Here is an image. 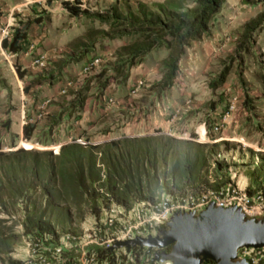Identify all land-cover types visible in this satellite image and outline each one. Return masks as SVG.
Listing matches in <instances>:
<instances>
[{
  "label": "trees",
  "instance_id": "16d2710c",
  "mask_svg": "<svg viewBox=\"0 0 264 264\" xmlns=\"http://www.w3.org/2000/svg\"><path fill=\"white\" fill-rule=\"evenodd\" d=\"M240 1L258 11L240 25L237 54L248 53L254 44L255 33L264 28V0ZM225 2L166 0L157 4L137 3L134 8L128 7L124 11L115 4L95 12L81 7L80 0L62 1L61 5L70 16L84 17L92 25L97 23L98 29H89L91 36L125 41L115 52V59L108 69L110 75L97 85L99 93L108 88L111 80L125 83L130 70L151 52L165 50L167 57L160 62L162 78L153 86L162 92L174 84L186 51L209 35ZM28 25L21 22L13 29L9 40H1V48L12 53L21 51L22 44L28 42ZM94 46L90 43L76 55L74 52L77 51H72L47 77H29L23 93L28 94L32 85L38 82L53 86L61 80L69 64L81 62L95 49ZM14 69L19 79L27 74L19 64H15ZM227 74L228 68H225L214 84L222 86ZM97 79L100 80L99 76ZM0 87L10 99L11 89L1 78ZM85 101L83 89H80L73 94L70 111H82ZM246 103L247 99H244V106ZM8 126L9 119L3 124L4 129ZM35 128V124L23 125V138L30 140ZM219 146L218 143L201 144L147 136L95 145L72 141L55 150L19 148L12 152L0 151V264H19L11 255L22 237L30 240L51 234L57 240L62 234L79 233L86 217L98 219L110 199L129 208L135 201H154L162 192H198L228 185L229 164L223 159L212 161ZM247 154L251 169L247 173L246 192L250 196L260 194L264 203V149H248ZM18 211L21 213L20 233L13 230L14 225H8Z\"/></svg>",
  "mask_w": 264,
  "mask_h": 264
},
{
  "label": "rangeland",
  "instance_id": "374dc122",
  "mask_svg": "<svg viewBox=\"0 0 264 264\" xmlns=\"http://www.w3.org/2000/svg\"><path fill=\"white\" fill-rule=\"evenodd\" d=\"M62 1L73 2L74 0H0V41L3 39V31L7 30L11 33L21 22H27L29 23L26 29L27 35L29 34L28 41L37 52L45 54L47 57V66L45 70L40 71L30 67V56L26 58L24 57L26 55L21 52L20 55L10 57L7 55L10 51L2 48V51L0 50V78L4 79L11 89V96L8 99L6 91L0 87V137L3 141V148L8 147V142L12 140V137L17 139L16 142L20 139L24 140L20 130L23 127V125L20 126L23 121L22 116H24V120L31 119L30 124L36 126L35 133L31 140H28V143L38 144L42 147L52 143L54 145L69 143L75 139L91 143L111 139L115 137L114 133L118 128L125 127L123 124L128 119L137 122V125L133 128V132L128 131L127 133H135L141 137L165 136L185 140L184 138L189 135V130L186 128L183 117L188 113V110L181 108L185 102L190 106L195 99L193 103L198 109L194 110L193 113L203 112L207 115L203 117L207 138L210 140L220 139L217 142L220 146L215 149L212 161L223 159L238 175L241 168L248 163L247 150L264 149V112L257 110V107L260 108L259 105L262 106L264 102V28L255 33L254 44L248 53L237 54L236 52L237 30H239L242 20L248 19L250 15L258 11V8L254 9L247 6L238 8L236 4L239 0H226L225 5L229 9L225 10V13L230 14V16L237 14V18L233 28L228 31L225 37H222V41H218L217 39L220 40V38L217 37L216 46L213 44L214 51L219 52L216 56L217 59L214 62L198 65L197 69H189L192 68V65L188 67L186 63L184 64L185 67L182 71H185L181 72L180 75L178 73L177 80L174 82L175 84L178 81L179 99L183 98L181 102L183 104L181 105L179 102L178 106L175 107L180 111L179 118H175L174 122L171 123L176 126V132L154 135L153 132L156 130L151 126L147 127L146 122L157 114L158 108L162 107L161 100L163 99L167 105L166 99L172 94V91L167 89L158 92V87H153L157 83L155 79L158 72H161V65L155 66L152 59L147 64L145 63L146 67L142 68L146 72L143 75L146 78L144 80L145 86H142L143 88L136 96L129 95L127 81L120 84L118 81L111 80L106 91L99 93L96 87L110 75L108 69L115 59V52L125 41H108L100 39L99 35L91 36L89 29H98L97 23L92 25L91 21L84 17L70 16L62 7ZM117 1L116 5L121 11L128 7L134 8L137 3H141L137 0ZM81 5L91 12L101 10L86 1ZM226 37L229 38L228 42L225 41ZM90 43L95 44V49L89 52L80 64H69L62 73L61 80L53 86H49L47 82H38L32 85L28 94H24L23 87L27 85L28 79L21 82L13 79L10 66L25 65L29 77H47L51 71H54V66L62 59H66L72 51H77L74 52V55L79 54L85 46L89 47ZM92 57H101L103 62L98 68L83 76L81 72L83 65ZM225 68H228V74L224 84L222 86L215 85L214 83ZM132 73L135 74V70ZM136 73L139 74L138 71ZM98 76L100 80L97 79ZM68 83L72 84L69 86ZM80 89H83V95L86 98L85 106L80 112L70 111L69 103L73 94ZM62 91L65 92L62 93ZM152 96L157 102L153 103ZM229 96L237 97L239 104V108L233 113L232 122L235 123V127L232 129L229 126L230 122H228L229 124L224 126L220 135L213 136L209 133V127L215 122L212 113L218 106L222 109ZM108 98L117 101V103L108 104ZM47 99L50 102L46 109V115L38 117V105ZM244 99H247L246 106L243 104ZM138 106L143 107V111L139 110ZM244 109L246 112L250 111V115L245 116L243 114ZM6 114L12 116V121L4 117ZM75 117L79 119L76 120ZM251 117L254 122H252ZM7 119H9V126L4 129L3 124ZM139 120H142V126L139 124ZM193 124L195 125V123ZM141 128L144 130L141 131ZM184 132H186L185 135ZM102 134H107V136L100 138ZM196 134L193 135L196 137ZM4 136H8V140L7 138L3 140ZM225 143L229 145L225 147ZM32 149L48 150L37 148V146ZM11 219L13 222L8 225H14L13 230L20 233L21 213L18 211V214L12 216ZM92 220V216H87L84 222ZM81 228L82 225L78 232L81 231ZM20 248L21 246L18 244L15 248L16 252ZM13 257L11 255L12 259H14Z\"/></svg>",
  "mask_w": 264,
  "mask_h": 264
},
{
  "label": "built area",
  "instance_id": "2783aa9c",
  "mask_svg": "<svg viewBox=\"0 0 264 264\" xmlns=\"http://www.w3.org/2000/svg\"><path fill=\"white\" fill-rule=\"evenodd\" d=\"M11 33L7 30L3 31V39L7 38L9 40ZM22 47V50L18 53L9 52L7 54L4 52L10 57L22 52L24 55L31 57L30 67L32 69L45 70L47 66L46 55L37 52L29 41L26 44L23 43ZM0 50L2 51L1 46ZM4 52L2 54H5ZM102 62L101 57H92L84 63L81 71L82 75L85 76L95 70ZM71 84L68 83L69 86ZM142 85V82L134 84L131 94H135ZM64 92L62 91V93ZM49 102L50 100L47 99L38 105V117L46 115ZM107 103L112 105L114 101L108 98ZM188 107L189 104L185 102L181 109L188 110ZM238 108L237 97L229 96L221 112L215 117V122L209 127V133L213 136L220 135L226 121ZM179 114V109L174 108L171 111L170 120L174 122L175 118H179ZM22 119L23 125L31 122L29 118L24 120V117H22ZM184 139L208 144L217 143L220 140L208 139L204 125L198 131L196 137L189 133L188 137ZM110 141L116 140L107 139L94 143L82 141L81 139L74 140V142L81 145H95ZM1 142L3 143L0 137V144H2ZM23 142L27 144L28 140L20 139L18 142L15 141L13 144H9L6 148L0 146V151L12 152L19 148L32 149L34 146L40 149L55 150L62 145L52 143L49 146L42 147L38 144L28 143L25 146ZM228 172L230 182L219 189L207 188L198 192L185 193L162 192L154 201H135L129 208L110 199L108 206L102 209L100 217L98 219L93 217L92 221L83 222L81 231L77 234H62L57 240L51 234L32 237L30 240L22 237L19 242L21 248L12 253L13 258L19 264H171L168 261L160 262L155 259V254L160 252L159 250L150 251L146 247L138 246L115 248L114 245L132 241L137 237H154L165 228L166 223L174 214L198 213L211 203L220 208L238 207L247 218L262 217L264 214L263 197L260 194L248 195L246 188L240 184L238 175L232 171L231 167H229ZM237 260H245L247 264H264V247L242 248L237 252Z\"/></svg>",
  "mask_w": 264,
  "mask_h": 264
},
{
  "label": "water",
  "instance_id": "95a60500",
  "mask_svg": "<svg viewBox=\"0 0 264 264\" xmlns=\"http://www.w3.org/2000/svg\"><path fill=\"white\" fill-rule=\"evenodd\" d=\"M122 246L159 250L155 259L171 264H247L237 260V252L264 247V214L247 218L238 207L220 208L211 203L198 213L174 214L154 237L114 245Z\"/></svg>",
  "mask_w": 264,
  "mask_h": 264
},
{
  "label": "crops",
  "instance_id": "0c3cea01",
  "mask_svg": "<svg viewBox=\"0 0 264 264\" xmlns=\"http://www.w3.org/2000/svg\"><path fill=\"white\" fill-rule=\"evenodd\" d=\"M80 1L82 3L86 1V2L90 3L91 5H94L96 8H100L101 10L102 9H108V8L112 7L113 5H115L116 2H118L117 0H80ZM137 1L138 2H146L148 4H157V3H163L166 0H137ZM226 3L227 2L224 3L223 8L221 9L220 13L216 16V20L214 21L213 28L210 30L209 35L204 37L201 41L193 43L192 46L186 51L185 55L182 57V59H181V61L179 63V75H180L181 72L185 71V70L182 71V69H184V67H185L184 66L185 63L188 65V67L190 65H192V68H189V69H197L198 65H201L203 63L206 64L208 62H214L217 59L216 56L219 54V52L216 53L214 51L213 44H215V46H216V42H218V41L221 42L222 41V37L223 36L225 37L226 34H228V31L231 28H233V26H234V24L236 22V18H237V14H232V16H230V14L225 13L226 12L225 10L229 9V7L227 5H225ZM236 5L238 6V8L246 7L245 5H243L241 3L240 0H239V2ZM247 7L250 8L251 6H247ZM235 10H237V9H235ZM237 21H238V19H237ZM243 22H244V20H242V23ZM223 28L226 29V30H224ZM227 36H229V35H227ZM217 37H219L220 40L217 39ZM27 39L29 40V34L27 35ZM216 39L218 41H215ZM228 39L229 38L226 37L225 41L228 42ZM17 55H20V54H17ZM24 57L29 58L27 56H24ZM166 57H167V51H165V50L153 51L150 54H148L143 59V62H141L136 68H132L130 70V74H129V77H128V80H127V83H126V85H128V91H129L128 93H129L130 96H132V95L136 96V94L141 90V88H143L145 86L144 85V82H145L144 80H146V78L143 75L146 72H145V69L142 70V68L146 67L145 63L147 64V62L152 59V60H154L155 66H159L160 62L163 59H165ZM81 62L76 63L75 65H78ZM21 66H22L23 69H25V70L27 69V67L25 65H21ZM10 67L12 69L13 79L16 80L17 82H21V81H24V80L29 78L28 70H26L27 71L26 76H24L22 79H19L18 75L15 72L14 66L13 67L10 66ZM133 70H135V74L132 73ZM136 71H138L139 74H137ZM161 78H162V73L158 72V74L156 75V79H155L157 81V83L161 80ZM178 80H179V76H178ZM137 82H142L143 83V85H142L143 87H141L135 94H131L132 87ZM177 82L175 84H173L169 89H167L168 91H172V94L169 96V98L166 99V102L169 105L167 103H166L167 105H165V103H164V101L162 99L161 100V106L162 107L160 109L158 108L157 109V114H155L153 116V118H150V120H147V122H146V126L147 127L151 126L153 129L156 130V131L153 130L154 131L153 134H165L166 132H170V133L176 132V130H175L176 126L171 124L173 122L171 120H168V119L171 118L170 117L171 116V109L177 107L179 102L181 104L182 99H183V98L179 99L178 83ZM152 99H154V97ZM152 99L150 98V100H152ZM194 101H195V99H194ZM154 102H157V100L154 99L153 103ZM193 102H191V105L188 107V113L183 117V118H185L186 128H188L189 133H191V134H194V133H196L197 131H199L201 129L202 125H204L203 123L205 122L203 117L207 116L203 112L193 113L194 110L198 109V107H196ZM116 103H117V101H114V104H116ZM141 106H143V105H141ZM141 106H138L139 110H142L143 107H141ZM259 106H260V108L257 107V110L264 112V102H263L262 106L261 105H259ZM242 111H243V109H242ZM244 111H245V109H244ZM219 112H221V109L218 106L217 109H215L214 113H212L213 114L212 117L215 118L219 114ZM249 112L250 111H248V112L245 111L243 114H245V116L248 115V114L250 115ZM4 117H7V118L10 119V121H12V116L11 115L6 114V115H4ZM22 117H24V116H22ZM233 118H234V114H232V116L226 121L227 125L229 124L228 122H230L229 126H231L232 129L235 127L234 126L235 123L232 122ZM129 120L130 119H128V120H126L124 122L123 125H125V127L118 128L115 131V133H114L115 137H112L111 139L119 140V139H122V138H134V137L139 138V137H141V135H136L135 133H127L128 131H132L133 132V128H135L136 125H137V122H135V121L132 122V120H130V121ZM251 120H252V122H254V119L252 117H251ZM141 121L142 120H139V124L142 126ZM187 123H189V124L187 125ZM193 123H195V125ZM22 125H23V121L20 123V126H22ZM21 129H22V127L20 128V130ZM193 129L195 131H192ZM142 130H144V129L141 128V131ZM34 133H35V130L32 133V137H33ZM184 134H186V132H184ZM106 136H107V134L106 135L102 134L100 138H103V137H106ZM6 138L8 140V136H6V137L4 136L3 140H5ZM16 140L17 139H15V137H12V140H10L8 143L9 144H13ZM101 141L102 140H98L97 142H101ZM0 146H3V143L0 144ZM250 169H251V165L249 163H247V165H244V167L241 168V171H239V174H238L239 182L245 188L249 184L248 174L247 173H248V171H250Z\"/></svg>",
  "mask_w": 264,
  "mask_h": 264
},
{
  "label": "bare ground",
  "instance_id": "6f19581e",
  "mask_svg": "<svg viewBox=\"0 0 264 264\" xmlns=\"http://www.w3.org/2000/svg\"><path fill=\"white\" fill-rule=\"evenodd\" d=\"M28 144V143H27ZM27 144L25 142H23V145L27 146Z\"/></svg>",
  "mask_w": 264,
  "mask_h": 264
},
{
  "label": "clouds",
  "instance_id": "9594fccd",
  "mask_svg": "<svg viewBox=\"0 0 264 264\" xmlns=\"http://www.w3.org/2000/svg\"><path fill=\"white\" fill-rule=\"evenodd\" d=\"M66 144V143H65Z\"/></svg>",
  "mask_w": 264,
  "mask_h": 264
}]
</instances>
